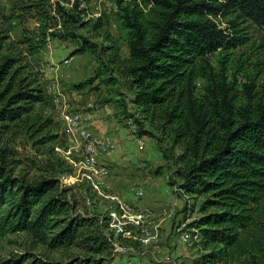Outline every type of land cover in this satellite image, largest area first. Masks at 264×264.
Here are the masks:
<instances>
[{
    "label": "trees",
    "instance_id": "trees-1",
    "mask_svg": "<svg viewBox=\"0 0 264 264\" xmlns=\"http://www.w3.org/2000/svg\"><path fill=\"white\" fill-rule=\"evenodd\" d=\"M29 1L20 7L15 0V10L42 12L44 30L55 20L52 38L83 40L73 55L95 51L94 44L75 34L91 23L82 21L81 0H74L71 9V0L68 6ZM118 7L129 32V57L115 51L111 61L132 93L139 133L154 136L143 129L148 124L166 136L173 153L180 150L179 188L199 213L188 226L197 230V245L207 251L196 264L239 259L264 264V95L253 101L248 88L244 104L225 71L219 76L210 61L218 51L245 42L239 20L264 29V0H118ZM53 8L58 22L49 15ZM1 34L0 235L22 233L49 250L77 249L81 255L63 262L27 253L0 264H104L114 251L106 233L111 218L75 213L76 205L62 197L65 190L59 192L57 179L28 182L10 168L14 136L24 134L36 146L57 136L44 134L51 120L35 116L36 106L46 101L44 90L25 74L20 54L2 53L7 37ZM200 80L205 82L201 93Z\"/></svg>",
    "mask_w": 264,
    "mask_h": 264
},
{
    "label": "rangeland",
    "instance_id": "rangeland-1",
    "mask_svg": "<svg viewBox=\"0 0 264 264\" xmlns=\"http://www.w3.org/2000/svg\"><path fill=\"white\" fill-rule=\"evenodd\" d=\"M16 1L20 7L31 3ZM58 1L65 2V6L68 3H49L55 6ZM73 1L68 8H73ZM14 3L15 0H0V32L7 37L2 53L20 54V65L27 66L25 74L36 79L44 90L46 101L36 106L35 116H40L42 122L51 120L44 134L57 136L55 141L37 146L24 134L14 136L9 148L10 168L14 167L15 176L28 182L55 178L60 184L59 192L65 190L62 197L76 205L75 213L111 218L106 233L111 235L114 251L104 264H196L207 251L197 245L199 242L182 243L177 235L192 229L188 224L199 216L198 209L192 206L195 201L179 189L182 181L176 156L180 150L173 153L166 136L148 124L143 129L154 136L139 133L140 127L134 122L139 116L130 103L132 93L111 61L115 51L122 58L129 57V32L118 0H81L86 10L82 21L91 23L78 27L75 34L96 47L95 51L77 55H73L74 51L83 40L52 38L49 34L55 20H50L49 29L44 30L42 12L18 6L15 10ZM54 10L49 15L57 17L58 22ZM58 27L62 28V21ZM239 30L245 42L236 49L218 51L210 61L216 74L220 76L225 71L227 82L234 85L238 98L246 104L248 88L253 101L264 95V29L239 20ZM204 86L200 80L199 93ZM64 114L69 115L67 127ZM131 114L134 118L129 117ZM74 126L106 137L111 153L99 158L105 171L90 161L80 131H75V139L81 145H73V152L81 153L84 146V156L72 154L67 136L74 133ZM97 150L99 156L100 149ZM132 190L144 195L139 197ZM27 253L63 262L81 255L77 249L49 250L22 233L0 235V262L19 259ZM232 264L248 263L239 259Z\"/></svg>",
    "mask_w": 264,
    "mask_h": 264
},
{
    "label": "built area",
    "instance_id": "built-area-1",
    "mask_svg": "<svg viewBox=\"0 0 264 264\" xmlns=\"http://www.w3.org/2000/svg\"><path fill=\"white\" fill-rule=\"evenodd\" d=\"M82 117L83 118H87V117H84L83 115H82ZM64 121H65V125L67 127V124H69V115L64 114ZM75 131H84L86 133L87 138H90V139L93 140L94 147H99L100 148V155L98 157H96V159H90L92 163H95V165L100 166V164H99L100 156L102 154H104V153H111L109 151L108 145H104V138H106V137L95 136L89 131V129L88 130H80V127H75L74 126V133H69V135L67 137L69 138V141H70V144H71L72 154H81V156H84V146H82V152L81 153H74L73 152V145H81L78 142V140L75 139ZM139 148H140V144H139ZM100 167H104V171H105V166H100ZM132 191L139 197L144 195V192H139V191H135V190H132ZM175 231H176V228H175ZM176 233H177V231H176ZM177 235L179 236L180 241L183 243V241H182V233H177Z\"/></svg>",
    "mask_w": 264,
    "mask_h": 264
},
{
    "label": "bare ground",
    "instance_id": "bare-ground-1",
    "mask_svg": "<svg viewBox=\"0 0 264 264\" xmlns=\"http://www.w3.org/2000/svg\"><path fill=\"white\" fill-rule=\"evenodd\" d=\"M76 119H78V117H76ZM73 121L70 122L71 125L73 124ZM79 133H80L79 135H81V137H82V139L84 141L86 152L91 156V159H95V157L98 156V153H97L98 150L97 149H100V148L99 147H94L93 140L90 139V138H87L86 133L84 131H80ZM104 145H108V148H109V143L108 142L104 141ZM184 227H186V226H184ZM182 241L185 242V243H192V242L196 243V242H199L197 230L189 229V230H186L185 232H183L182 233Z\"/></svg>",
    "mask_w": 264,
    "mask_h": 264
},
{
    "label": "crops",
    "instance_id": "crops-1",
    "mask_svg": "<svg viewBox=\"0 0 264 264\" xmlns=\"http://www.w3.org/2000/svg\"><path fill=\"white\" fill-rule=\"evenodd\" d=\"M96 135H98V134H96ZM101 136H103V135H101ZM157 209V208H156Z\"/></svg>",
    "mask_w": 264,
    "mask_h": 264
}]
</instances>
